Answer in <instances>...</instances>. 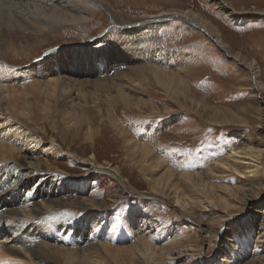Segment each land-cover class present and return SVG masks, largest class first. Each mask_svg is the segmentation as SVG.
<instances>
[{
    "label": "rangeland",
    "instance_id": "obj_1",
    "mask_svg": "<svg viewBox=\"0 0 264 264\" xmlns=\"http://www.w3.org/2000/svg\"><path fill=\"white\" fill-rule=\"evenodd\" d=\"M219 1L222 0H97L98 4L89 11L90 20L53 29L42 35L41 43L32 45L31 52L13 54L0 50V69L6 65L17 70L46 57L48 52L82 45L93 55L107 50V58H113L117 49H113L114 42L109 39L118 35L119 25L123 23L131 29L149 15L173 12L171 19L158 25L136 28H140L144 38L140 46L168 57V71L174 74L176 89L182 93L166 91L145 71L144 63L136 73L130 71L127 62L122 65L126 70H122L120 82H141L136 91L128 93L135 106L114 105L129 135H136L133 138L138 140L144 136L155 146L156 153L164 159L159 168L147 169L146 164H141L106 118L89 122L79 133L62 129L52 133L46 123V140L53 135L61 148L72 155L56 160L59 170L75 181L87 178L88 202L96 205L117 193L121 185L125 187L124 195L111 208L112 218L117 221L128 211L136 210L139 218L150 221L152 225L146 228L150 238L145 236L143 240L152 247L154 264H235L239 255L241 259L236 264H264V0H223L238 13L231 17L225 14L227 8L217 6ZM186 10L208 23V31L219 35L228 54L216 46L211 34L208 36L201 28L174 15ZM191 27L197 32H191ZM136 65H141V60ZM250 67L256 72L255 78ZM22 93L18 102L24 100ZM37 94L34 95L43 101L41 92ZM36 97L31 101H36ZM84 134L93 139L87 140ZM236 149H252L261 154L258 162L250 163L258 168L256 174L251 175V168L243 162L230 164L227 169L219 163L229 165L231 161H225L226 157ZM88 170H92L90 174ZM182 173L193 177H182ZM197 177L200 185L208 188L205 192L193 187ZM155 178L160 181L152 184ZM176 194L188 199L186 203L192 210L188 216L175 204ZM82 195L74 191L61 193L63 200H81ZM197 199L213 203L204 208ZM85 211L82 206L68 205L48 219L50 225L59 218L74 221L86 215ZM248 217L252 218L251 235L245 232ZM40 228L39 239L47 249L42 248V254L34 253L37 257L28 254L34 264H145L140 258L132 259L131 237L114 242L117 247L104 248L102 257L94 259L84 248L78 252L77 242L44 237V229ZM50 231L56 235L55 230ZM4 234L8 233L0 236ZM78 236L75 233L77 241ZM24 244L27 243L17 245ZM72 252L76 254L72 259L66 257Z\"/></svg>",
    "mask_w": 264,
    "mask_h": 264
},
{
    "label": "bare ground",
    "instance_id": "obj_2",
    "mask_svg": "<svg viewBox=\"0 0 264 264\" xmlns=\"http://www.w3.org/2000/svg\"><path fill=\"white\" fill-rule=\"evenodd\" d=\"M97 4V0H0V50L13 54L29 53L32 45L40 42L42 35L44 37V34L53 29L90 20L92 12L89 11L93 10ZM217 6L222 9L227 8L228 10L224 11L228 17L238 14L223 0L219 1ZM172 14L173 12L149 15L131 26L134 27L131 29L124 27L126 24L119 25L118 35L109 39L110 42H114L113 49H117L113 58H107V50L103 49L93 55L89 48L82 45L68 51L48 52L46 57L17 70L6 65L0 69V234L8 233L0 236V264H34L32 257L28 258V254H32L33 257L37 255L34 253L42 254L41 249L46 245L39 239L40 227L44 229L42 236L61 240L63 243H70L66 242L69 240L77 242L80 245L77 249L84 248L85 253L90 251L89 255H93L94 259L102 255L100 252L104 248L108 250L117 247L114 242L131 237L134 248L131 251L132 259L137 261L140 258L145 264H154L152 247L143 240L145 236L150 238L147 230L152 225L150 221L144 217L139 218L136 210L128 211L122 218L119 217L120 220L118 218L116 221L112 218L111 208L124 195L125 187L121 185L117 193L99 201L96 205L88 202L90 198L87 199L88 201L85 199V195H89L90 192L87 188V178L75 181L59 170V162L56 160L69 159L72 155L68 153V150L61 148L53 135L46 140L48 136L46 123L49 124L52 133H59L58 129L65 132L72 130L77 133L89 122L97 118L99 120L106 118L109 127L124 138L128 147L132 148V154H137L136 157L141 164H146L147 169L159 168L164 159L156 153L155 146L148 138L144 139V136L138 140L133 138L136 135H129L127 128L116 115L114 105L123 103L125 107L135 106L128 93L136 91L141 86V82L138 79H132L129 82L124 80L127 84L120 82L121 72L126 70L122 65L127 62L131 66V68L128 67L130 71L133 69L136 73L141 70L138 66L144 63L145 71L166 91L174 95L182 93L176 89L174 74L168 71L171 63L168 57L158 56L155 52V54L150 53L140 46L144 38L140 28H136L138 25H149V27L158 25L160 22L171 19ZM174 15L183 17L182 20L203 29L204 33L210 36L211 33L208 31L210 28H207L210 26L198 14L186 10L175 12ZM111 20L114 23L112 16ZM190 29L191 32H197L193 27ZM211 36L216 46L227 53L222 47L224 44L219 35L211 34ZM138 60H141V65H136ZM111 68H114V72ZM250 69L253 68L250 67ZM252 73L255 78L256 72L252 70ZM255 82L257 86L256 79ZM39 91L43 101L34 95L35 93L39 95ZM21 92H24L22 93L24 100L18 102L17 98ZM34 97L36 101H31ZM84 135L87 140L93 139L90 134ZM125 149L124 151H127ZM260 155L258 151L252 149H236L226 157L225 161H231L229 165L228 162L219 163L226 169L230 164L246 163L247 167L251 168V175H254L258 168L254 169L250 163L258 162ZM90 171L88 170L87 173L90 174ZM159 176L163 177V175ZM182 177L192 178L193 176L182 173ZM159 179H152L151 183L156 184L160 181ZM195 180L196 182L193 183L195 189L200 192L208 189L200 185L201 180L198 177ZM70 191L83 194V199L63 200L61 193ZM179 196L175 195V204L179 205L183 214L188 216L192 211L186 203L188 199H181ZM197 200L203 204L204 208L213 203L209 200ZM68 205L82 206L87 211H85L86 215L74 221L59 218L50 225V215ZM245 221V232L251 235L252 218L248 217ZM33 225L37 227L34 228ZM51 229L55 230L56 235L52 234L54 231H50ZM75 233L80 235L78 241ZM63 234L64 236H61ZM68 234L73 236L67 237ZM88 236L96 239H88ZM20 243L27 244L17 245ZM70 255L66 257L73 258L76 254L72 252ZM240 259L239 255L234 263H238ZM229 262L231 261L227 264Z\"/></svg>",
    "mask_w": 264,
    "mask_h": 264
},
{
    "label": "water",
    "instance_id": "obj_3",
    "mask_svg": "<svg viewBox=\"0 0 264 264\" xmlns=\"http://www.w3.org/2000/svg\"><path fill=\"white\" fill-rule=\"evenodd\" d=\"M203 30V29H202Z\"/></svg>",
    "mask_w": 264,
    "mask_h": 264
}]
</instances>
